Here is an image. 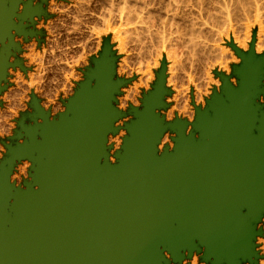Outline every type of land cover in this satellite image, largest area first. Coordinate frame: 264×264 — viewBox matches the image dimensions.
Returning <instances> with one entry per match:
<instances>
[{"label":"water","instance_id":"95a60500","mask_svg":"<svg viewBox=\"0 0 264 264\" xmlns=\"http://www.w3.org/2000/svg\"><path fill=\"white\" fill-rule=\"evenodd\" d=\"M13 1L0 0V84L7 68L18 66L9 62L12 47L20 49L12 30L28 40L14 22L26 14H17L19 0ZM110 54L105 48L94 60L95 69L65 104L67 116L50 121L33 97L35 110L27 116L35 125H26V117L19 121L15 140L24 142L7 146L0 161V264H162L168 263L164 251L181 261L183 252L191 256L202 248L211 264H232L234 256L235 264L251 261L255 245L249 241L260 234L252 223L264 214L260 84L252 79L234 88L223 78V94L212 97L209 109H196L199 139L177 120L169 126L177 133L174 152L165 148L158 156L168 128L157 113L166 107L162 70L111 164L107 135L121 116L113 101L127 82L114 81ZM210 116L219 126L208 123ZM257 123L263 126L253 136ZM24 159L32 162V181L16 188L10 176Z\"/></svg>","mask_w":264,"mask_h":264},{"label":"rangeland","instance_id":"374dc122","mask_svg":"<svg viewBox=\"0 0 264 264\" xmlns=\"http://www.w3.org/2000/svg\"><path fill=\"white\" fill-rule=\"evenodd\" d=\"M31 1H36V2H39V3H42L44 4V1H47V0H31ZM50 1V4L52 5V9H51V13H49L48 17L55 14L56 17L60 18V20L58 19V22L60 21V23L63 25L61 26L60 29L62 32L66 31L65 33L67 34V40H65V45L62 46L61 50L67 54V61H66V58L65 61L62 59L58 64L60 66H63V74H62V78H64L66 80V83L68 85L72 84L74 85L73 88L74 90H76L78 84L80 81H85L86 80V75L85 73L87 72L86 70L93 65V62H94V59H99L103 53V50L105 49V46H107V48L109 49L110 51V56L111 58L113 59L112 63H113V66H114V74H113V79L114 81H125L127 82L124 86H121L120 87V91L119 93L115 94V101H113V106L114 108L121 114V116L114 122L113 124V127L114 129L116 130L115 132H110L108 135H107V152H108V161L111 163V164H117L118 162V159L116 157V155L122 151V147L124 145V139L129 135L128 133V130L126 129V126L128 124H130L133 120H135V116H134V111L135 110H138V111H141L144 109V105H143V102H144V99L146 96H148L149 94H151L152 92H154V87H155V75L157 74V72H159V70H164L165 72V79H164V88L165 90L167 91V93L164 95V98H163V102L165 103L166 107L164 108H160L157 110V113L164 118V123L166 125H168V128L164 131L163 133V136L160 140V143L157 145V149H158V153L159 154H162L164 151H165V148H167L170 152H172L175 148V138L177 137V133L175 130H173L172 128H170L169 126L175 124L178 121H181V122H186V135H189L191 133H193L195 135V138L196 139H199V132L196 131L194 129V123L196 122V116H195V112H196V109L199 108L201 111H204L207 109V106L209 105L210 101L212 100V97L215 95V94H218V95H221L223 94V91H224V79H228L229 83L234 87V88H239V81L238 79L236 78V75H235V71L237 69H239L242 65H241V61L239 60L238 56L236 57V54L233 52V50H231L227 43L225 42V40L228 38V37H225V36H232L234 37V39L238 40V41H245L247 38L245 37L246 34H248V32H250V29H247V28H253L254 26V23L255 21L257 22V25L258 28H261L259 29V33L257 35V38L260 42H264V24L262 23V21L259 19H256L253 21L254 19V14L252 13L250 15V18H249V21L251 22H247L248 19H247V15L246 13L244 14L243 12H241L242 10L237 7H235V0H233L231 2V0L227 1V0H192V1H187V0H179V4H178V7L176 9V7H174L173 5H171V0H132V4L129 0V5L126 6L125 10L122 8V11L124 10V12L122 13V17L117 19V18H110L108 17V14L109 13H113V14H117V11H121V3L119 0H90L92 2H89V0H49ZM53 1V2H52ZM61 1V2H59ZM66 1V3H64ZM68 1V2H67ZM82 3H81V2ZM87 1V3H85ZM94 1V2H93ZM106 1H109V2H106ZM111 1V2H110ZM115 1V2H113ZM136 1V3H135ZM162 1L166 2L168 1V4L167 2L166 3H163ZM204 1V2H203ZM207 3H206V2ZM211 1H213L211 3ZM215 1V3H214ZM263 1V2H262ZM71 2V3H70ZM113 2V3H112ZM135 4H134V3ZM153 2V4H152ZM162 2V3H161ZM185 2V3H184ZM197 2H198V5H197ZM200 2V3H199ZM220 2V3H219ZM224 2V3H222ZM228 2V3H226ZM54 3V4H53ZM56 3V4H55ZM81 3V5H80ZM97 3V5H96ZM139 3V5H137ZM151 3V4H150ZM209 3V4H208ZM214 3V4H213ZM230 3V4H229ZM232 3V4H231ZM73 6H72V5ZM88 4V5H87ZM113 4V5H111ZM118 4V5H117ZM131 4V5H130ZM141 4V5H140ZM148 4V7L147 5ZM170 4V5H169ZM184 4V5H183ZM195 4V5H194ZM202 4V6H201ZM204 4V6H203ZM206 4V5H205ZM218 4L224 6L225 4H228V5H233V7L230 6V9L231 11V17H229V22L230 24L233 25H223V20L221 19L223 17V13L221 14L220 11L221 8L218 7ZM263 5L264 4V0H261V3H260V0H258V3H256V5ZM57 5V6H56ZM77 5V6H76ZM80 5V7L78 6ZM108 7H107V6ZM136 5V6H135ZM186 5V7H185ZM209 5V6H208ZM217 5V6H216ZM63 6V7H62ZM66 6V7H65ZM85 6V8H84ZM89 6V7H88ZM98 6V7H97ZM138 6V7H137ZM142 6V7H141ZM145 6V7H144ZM150 6V8H149ZM167 6V7H166ZM187 6H190L192 8V10H190L191 8L190 7H187ZM205 6H208V7H205ZM213 6H215V8H212ZM56 7V8H55ZM60 7V8H59ZM66 8L65 9H62V8ZM69 7V8H68ZM73 7V8H72ZM82 7V8H81ZM89 9H88V8ZM91 7V8H90ZM110 9L108 11V9ZM116 9H114V8ZM117 7V8H116ZM166 9H165V8ZM174 7V9H173ZM201 7V8H200ZM235 7V8H234ZM58 8V9H57ZM70 8H71V11H70ZM75 8V9H74ZM81 9L80 11L78 10ZM172 8V9H171ZM189 8V9H188ZM194 8V9H193ZM196 8H199V9H196ZM210 8V9H209ZM217 8V9H216ZM237 8V9H236ZM61 9V10H59ZM75 11H73V10ZM84 9V11L82 10ZM98 9V10H97ZM129 9H135L134 10V19L128 17L129 16ZM146 9V10H145ZM151 11H149V10ZM174 10L173 12L170 11V10ZM185 9L187 11H185ZM201 9V11H200ZM205 9H207V11H204ZM234 9V10H233ZM88 12H87V11ZM95 10V11H94ZM105 10V11H104ZM115 10V11H114ZM141 10V11H140ZM144 12H143V11ZM167 10V11H165ZM189 10V11H188ZM197 10V11H196ZM240 10V11H239ZM56 13H55V12ZM59 11V12H58ZM65 13H63V12ZM68 11H69V15L68 14ZM82 11V12H81ZM92 11V12H91ZM94 11V12H93ZM107 11V12H106ZM138 11V12H136ZM178 11V12H177ZM193 11V12H192ZM199 11V12H198ZM212 14H211V12ZM215 11V12H214ZM234 11V12H233ZM239 11V12H238ZM74 12V16H73V13ZM79 12V15L78 13ZM83 14H81V13ZM87 12V13H85ZM101 12V13H100ZM105 12V13H104ZM141 12V13H140ZM188 12V13H187ZM202 12V13H200ZM236 12L238 14H236ZM263 12V11H262ZM53 13V14H52ZM60 13V14H59ZM62 13V14H61ZM99 13V14H98ZM125 13V14H124ZM139 13V14H138ZM149 13V14H147ZM155 13V14H154ZM168 13V14H167ZM175 13H176V16H175ZM187 13V14H186ZM192 13V14H191ZM195 13V14H194ZM207 13V14H206ZM218 13V14H216ZM241 13V14H240ZM59 16H58V15ZM65 16H64V15ZM102 14V15H101ZM141 14V15H140ZM143 14V15H142ZM153 16H152V15ZM173 14V16H172ZM194 14V16H192ZM210 14V15H209ZM221 14V15H220ZM69 15V17H68ZM82 16L80 17L79 19V16ZM91 15V16H90ZM101 15L103 17H101L102 19H100L99 17L97 16ZM105 15H106V19H105ZM127 15V19L126 20V16ZM136 15V16H135ZM160 15L162 18L160 19ZM171 18H170V16ZM183 15V16H182ZM186 15V17H185ZM206 15L208 17H206ZM214 15V16H213ZM234 15V16H233ZM62 16V17H61ZM76 16V17H75ZM78 16V17H77ZM142 16V18H141ZM146 18H145V17ZM153 18H151V17ZM174 16H175V20H174ZM181 16V17H179ZM189 16V17H188ZM201 16V17H200ZM210 16V17H209ZM218 18H217V17ZM220 16V17H219ZM236 16L238 18H236ZM66 17V18H65ZM75 17V18H74ZM84 17V18H83ZM93 17V18H92ZM148 17V18H147ZM167 17V18H166ZM169 17V18H168ZM173 17V18H172ZM192 17V18H191ZM212 17V18H211ZM235 17V19H234ZM243 17V18H242ZM43 18V17H42ZM87 18V19H86ZM89 18V19H88ZM94 18L96 19V22L94 21ZM123 18V19H122ZM166 18V20H165ZM177 18L178 21H177ZM188 18H190L188 20ZM199 18V19H198ZM201 18V19H200ZM215 20H214V19ZM245 18V19H244ZM37 19V18H36ZM36 19L34 21V23H28L26 22L25 26H26V29H34L37 33V35L33 38L29 40H25L22 36H16V42L18 44V46L20 47L19 50L17 49H11V54H10V58H9V62L10 63H15V62H20L22 64V66H24L25 69L29 70L30 69V73L29 74V78L26 79L27 77L19 70L20 68L17 67V70H13L12 67L10 68L9 72H11V76L8 74L7 75V81L6 83H4L5 81H3L2 83L5 85L9 82V80L11 79H14L11 80V82H13V85L15 86V89L17 88V90L20 89V87H22V85H25V87L21 88L20 90L22 91H18V94L17 90H15L14 92L17 94L16 96V99L19 100L21 99L20 101H22L24 103V99H26V95H28V98L29 96L31 97L32 93L31 91H33V88L36 87V83L38 85V82H34L35 80H39L40 79V75H42V68L45 64V58L47 57L46 55L43 56L45 54V51H46V44L44 43L45 40H43V38H41L42 34L40 37H38V35L42 32L43 33V29H44V24H43V20L45 19H40L38 22L39 23H35L36 22ZM65 19V20H64ZM68 19V20H67ZM73 19V20H72ZM74 19H77V20H74ZM79 19V21H78ZM93 19V20H92ZM109 19V20H108ZM139 19V20H137ZM148 19V21L146 20ZM152 19V20H151ZM208 21H207V20ZM210 19V20H209ZM234 19V20H232ZM252 19V20H250ZM86 21H90V22H85ZM106 22H104V21ZM115 20V21H114ZM120 20V21H119ZM122 20V21H121ZM135 22H134V21ZM142 20V21H141ZM151 20V21H150ZM165 20V21H164ZM169 20V21H168ZM174 20V21H173ZM194 20V22H193ZM195 20H197L195 22ZM220 22V24L218 23V21ZM222 20V21H221ZM236 20V21H235ZM69 21V22H68ZM74 21L76 23H74ZM94 21V23H93ZM101 21V22H100ZM124 21H128L126 24L124 23ZM133 21V23H132ZM150 21V22H149ZM179 23L181 21V23H179L178 25L177 24H173V23ZM183 21V22H182ZM235 21V22H233ZM238 21V22H237ZM64 22V23H63ZM69 24H67V23ZM73 22V23H72ZM79 22V24H77ZM82 22V24H81ZM84 22V24H83ZM119 22V23H117ZM163 22V23H162ZM165 22V23H164ZM184 22H187L184 23ZM190 22V23H189ZM207 22V23H206ZM217 22V23H216ZM66 23V24H65ZM72 25H71V24ZM92 24V25H87V24ZM97 25H96V24ZM122 23V24H121ZM129 23V25H128ZM157 23V24H156ZM161 23V24H160ZM172 23V24H171ZM184 23V24H183ZM198 23V24H197ZM214 23V24H212ZM216 23V24H215ZM241 23V24H240ZM249 25H247V24ZM40 25V26H37V25ZM51 24V23H50ZM53 24V23H52ZM75 24L77 25H80L78 27L75 26ZM93 24H94V27L96 28H92L93 27ZM103 24V25H101ZM105 24H107L105 26ZM115 24V25H114ZM134 24V25H133ZM140 24V26H139ZM143 24V25H142ZM165 24V25H164ZM168 24V25H167ZM180 24H183V25H180ZM191 24V25H190ZM193 24V25H192ZM197 24V26L195 25ZM210 24V25H209ZM217 24H219L220 26H218ZM235 24V25H234ZM239 24V25H238ZM243 24V25H242ZM253 24V25H252ZM71 25V26H70ZM96 25V26H95ZM118 25V26H117ZM120 25V26H119ZM128 25V26H127ZM137 27H136V26ZM154 25V26H153ZM158 25V26H156ZM161 25V28L160 26ZM187 26L185 28V26ZM204 25V26H202ZM36 26V28H35ZM50 26V25H49ZM64 26H67V27H64ZM74 26V27H73ZM83 26V27H82ZM88 26H90L88 28ZM100 26H102L103 28H101ZM132 26V27H131ZM149 27V30H150V34L146 36V31L142 34L144 37H138V35H135L134 36L131 34L130 35V31L132 30H135V28H137L136 30L138 29H142L143 27ZM163 26V27H162ZM167 26V27H166ZM173 26V27H171ZM181 26V27H180ZM30 27V28H29ZM59 27V26H58ZM80 29L83 28V29ZM87 27V28H86ZM99 27V28H98ZM106 27V28H104ZM141 27V28H140ZM152 27V28H150ZM160 29H159V28ZM178 27V28H176ZM183 28V30H181ZM189 27H190V30H189ZM208 27V28H207ZM213 27V28H212ZM216 29H215V28ZM218 27V28H217ZM224 27V28H223ZM40 28V30H39ZM64 28V29H63ZM72 28V29H71ZM79 30V31H77ZM92 28V29H91ZM122 28V29H121ZM156 28V30H155ZM168 28V29H167ZM201 28H204L201 30ZM221 28V29H220ZM68 29H71L70 33L68 34L69 30ZM97 29V31L95 30ZM101 29V30H100ZM124 29V30H123ZM132 29V30H131ZM174 29V30H173ZM180 29V30H179ZM186 29V31L184 30ZM195 29V30H194ZM198 29L199 31L197 32ZM210 31H208V30ZM212 29V30H211ZM247 31H246V30ZM73 30V32H72ZM75 30V31H74ZM123 30V31H121ZM127 30V31H126ZM129 30V31H128ZM139 30V31H140ZM147 30V29H145ZM163 30V31H161ZM167 30V32H165ZM172 30V31H171ZM179 30V32H178ZM197 34H195L193 31ZM204 30V31H203ZM216 30V32H215ZM237 30L239 31V33L237 32ZM83 33H82V32ZM92 31V32H91ZM153 31V32H152ZM155 31V32H154ZM170 31V32H169ZM174 31V32H173ZM183 31V33L181 32ZM188 31V32H187ZM193 32V35L194 37L197 36V41H199L200 45L199 47L197 46V48L195 49V47L193 46L192 48V43L190 41L191 37H192V32ZM203 31V32H201ZM215 34H214V32ZM85 32V33H84ZM88 32V33H87ZM91 32V33H90ZM95 32V37L93 36L92 37V33ZM99 34H97V33ZM127 32V33H125ZM160 34H159V33ZM181 32V34H180ZM213 32V33H212ZM228 32V33H227ZM74 33V34H73ZM118 33V35H117ZM126 36H124L125 34ZM155 33V34H153ZM158 33V34H157ZM164 33V34H163ZM173 33V34H172ZM179 33V34H178ZM186 33V34H185ZM203 33V34H202ZM206 33V34H205ZM45 34V32H44ZM106 34V35H105ZM162 34V35H161ZM167 34V35H166ZM171 34V36H169ZM176 34V35H175ZM191 34V35H190ZM198 34L200 36H198ZM214 34V35H213ZM236 34V35H235ZM57 36H59V34H56ZM79 35V38L78 37H75V36H78ZM82 35V36H81ZM86 35H88L86 37ZM94 35V33H93ZM113 35H116L115 37ZM156 35V36H153ZM173 35V36H172ZM183 35L184 38H181ZM187 35V36H185ZM203 35V36H202ZM48 36V34H47ZM61 36V35H60ZM71 36H74V37H71ZM81 36V37H80ZM109 36V37H108ZM130 36H132L131 38H129ZM137 36V37H136ZM151 36V38L149 37ZM164 36V37H163ZM166 36V37H165ZM176 36H178L176 38ZM206 36V37H205ZM211 36H213L214 38H212ZM244 36V37H242ZM261 36V37H260ZM37 37V38H36ZM83 37V38H82ZM92 37V38H91ZM125 37V38H124ZM135 37V38H133ZM161 39H159V38ZM169 37V38H168ZM173 37V38H172ZM180 37V39H179ZM208 37V39H207ZM74 38V39H73ZM81 38V39H80ZM140 38H141V42H140ZM154 40H153V39ZM176 38V39H175ZM187 38L188 41H187ZM206 40H205V39ZM221 38V39H220ZM241 38V39H240ZM244 38V39H242ZM71 39V41H69ZM73 39V41H72ZM76 39V40H75ZM113 39V40H112ZM133 39V40H132ZM136 39V40H135ZM139 39V40H138ZM144 39V41L142 40ZM146 39H148V41H146ZM159 39V40H158ZM170 39V40H169ZM179 39V40H177ZM186 39V40H184ZM261 39V40H260ZM19 42H18V41ZM51 39H49V42H50ZM79 40H82V41H79ZM87 42H86V41ZM94 43H92L91 41ZM99 40V41H98ZM138 40V41H137ZM165 40V41H163ZM180 40H183L182 42ZM208 41V42H205V41ZM212 40V41H211ZM221 40V41H220ZM21 41V42H20ZM97 41V42H96ZM104 41V42H103ZM121 41V43H119ZM122 41H125V43L123 42V45H122ZM129 41V42H128ZM162 41V43H161ZM173 41V42H172ZM186 41V42H184ZM203 41V42H202ZM210 41V42H209ZM25 42V43H24ZM36 42V43H34ZM58 42V40L56 41V43ZM77 42V44H76ZM131 42V43H130ZM146 42V43H143ZM166 42V43H165ZM170 42V43H169ZM177 42V44H176ZM184 42V43H183ZM190 43V45L187 44ZM8 43V42H7ZM29 43V44H28ZM34 43V44H33ZM83 45H82V44ZM87 43V45L85 44ZM98 43V44H97ZM100 43V44H99ZM107 43V44H106ZM130 43V44H129ZM138 43V44H137ZM140 43V44H139ZM142 43V44H141ZM159 43V44H157ZM161 43V44H160ZM165 43V44H164ZM179 43V44H178ZM181 43L184 45H181ZM204 43V44H203ZM207 43V44H206ZM24 44L26 46H24ZM43 44V45H42ZM75 44V45H73ZM81 44V45H80ZM97 44V45H96ZM105 46H104V45ZM120 44V45H119ZM187 44V45H186ZM35 45V46H33ZM79 45V46H78ZM86 45V46H84ZM92 45V47H91ZM96 47H95V46ZM132 45V47H131ZM153 45V49L151 50V46ZM156 45V46H155ZM165 45V46H164ZM166 45L168 47H166ZM171 45V46H170ZM176 45V46H175ZM181 45V46H179ZM204 45H206L204 47ZM209 45V46H207ZM214 47H212V46ZM53 46V45H52ZM69 46V47H67ZM73 46V47H72ZM154 46H155V49H154ZM161 48L160 51H159V47ZM172 46H175L172 48ZM179 46L181 50H179ZM211 46V47H210ZM25 47H29V48H25ZM35 47V48H34ZM66 47V49L64 48ZM87 47L86 49L83 48ZM93 49H91V48ZM128 47V48H127ZM130 47V48H129ZM157 47V48H156ZM165 47V48H164ZM177 47V49H176ZM183 47V48H182ZM203 47V48H202ZM1 48H2V45L0 43V51H1ZM24 48V49H23ZM31 48V49H30ZM75 48L73 51H71V49ZM80 50H79V49ZM89 48V49H88ZM102 48V49H101ZM138 48V49H136ZM142 50H141V49ZM167 48H171L172 51L175 53L173 54H168V49ZM187 48V49H185ZM198 48H201L198 49ZM207 48V49H206ZM214 48V49H213ZM219 48L220 49H224L223 51V54L222 55L221 53H219ZM242 48V47H241ZM44 51H42V50ZM143 49H145L143 51ZM167 49V50H166ZM186 51H185V50ZM199 51H198V50ZM211 49V50H210ZM228 49V50H226ZM245 49V48H244ZM23 50V51H22ZM33 50V51H32ZM39 50V51H38ZM67 50V51H66ZM79 50V51H78ZM93 50V51H92ZM140 50V51H139ZM166 50V51H165ZM180 51V52H177V51ZM183 50V52H182ZM190 50V51H189ZM203 50V51H202ZM211 52H210V51ZM215 50V52L213 51ZM76 51V52H74ZM85 51V52H84ZM88 51H89V54H88ZM91 51V52H90ZM147 51V52H146ZM152 51V52H151ZM157 51V53H156ZM161 54H159L158 53ZM199 52L197 55V58H196V53ZM218 51V52H217ZM13 52V53H12ZM34 53V55L36 56L37 58V62L36 61H33V60H30V58H28L27 56H29L30 54ZM70 52V53H69ZM80 52L82 54H80ZM87 52V53H86ZM138 52V53H137ZM150 52V54H149ZM202 52V53H201ZM208 52V53H207ZM214 53L212 55V58H211V54L210 53ZM264 48L262 47L261 49V53L259 54L260 57L264 56ZM22 53V54H21ZM40 55H39V54ZM72 53V54H71ZM78 55H77V54ZM85 53V54H83ZM148 53V54H146ZM157 54L156 56H153L155 54ZM183 53V54H182ZM187 53V55L185 56V54ZM190 53V54H189ZM203 55H201V54ZM146 56H145V55ZM152 54V55H151ZM181 54V55H180ZM207 56H205V55ZM216 54V55H215ZM82 55V56H81ZM86 55V56H84ZM91 55V56H90ZM144 55V56H143ZM190 57H189V56ZM192 55H195L192 56ZM219 55L221 56L222 55V58L219 57ZM229 55V56H228ZM15 56V57H14ZM39 56H42V57H39ZM77 56V57H76ZM81 56V57H80ZM89 56V57H88ZM152 56V57H151ZM203 56L202 59H204V57H206L204 60L201 59V57ZM226 56V57H225ZM234 56V57H233ZM258 56V57H259ZM45 57V58H44ZM75 57V58H74ZM86 57V58H84ZM147 57L149 59H147ZM156 57V58H154ZM169 57V58H168ZM173 57V59H171ZM180 57V58H179ZM188 57V59H187ZM192 57V58H191ZM209 57V58H208ZM232 57V58H231ZM41 58V59H40ZM43 58V59H42ZM77 58V59H76ZM183 58V59H182ZM186 60H185V59ZM200 58V59H199ZM219 58V59H218ZM231 58V59H230ZM236 58V59H235ZM80 59V60H79ZM169 59V60H167ZM177 59V60H176ZM181 59V60H180ZM193 59H194V62H193ZM195 59L198 61V64L197 61L195 62ZM229 59V60H228ZM20 60V61H19ZM27 60V61H26ZM78 60V61H77ZM92 60V61H91ZM154 60L157 61V64ZM187 60L189 61V63L187 62ZM191 60H192V63H191ZM206 60V61H205ZM30 61V62H29ZM44 61V62H43ZM83 61V62H82ZM87 63H85V62ZM178 61V62H176ZM182 61V62H181ZM236 61V62H234ZM39 62H41L39 64ZM204 62V63H203ZM227 62V63H226ZM26 63V64H25ZM27 63H30V64H27ZM38 63V64H37ZM43 63V64H42ZM84 63V64H83ZM155 63V65H154ZM182 63V65H181ZM194 63V64H193ZM223 63H225L223 65ZM43 66H42V65ZM83 64V65H82ZM171 64V65H170ZM178 64V65H177ZM191 67H190V65ZM197 64V65H196ZM203 64V65H201ZM26 65V66H25ZM34 65V66H33ZM39 65V69L37 68V66ZM88 65H90L88 67ZM149 65V66H148ZM181 65V66H180ZM195 65V67H194ZM199 65V66H198ZM41 66V67H40ZM177 66H180L182 67V69L180 67L177 68ZM196 66H197V70L196 69ZM203 66V68H202ZM88 67V68H87ZM153 67V68H152ZM156 67V68H155ZM161 67V68H160ZM176 67V68H175ZM201 67V69H200ZM34 68V69H33ZM144 70V69H148V70H144L141 72V69ZM195 68V69H194ZM33 69V70H32ZM82 69V70H81ZM140 71H139V70ZM153 69V70H152ZM172 69H176V71L174 70L172 72ZM216 69V70H215ZM235 69V71H234ZM137 70V71H136ZM13 71V72H12ZM19 71V72H18ZM41 71V72H40ZM139 71V72H138ZM169 71V72H168ZM219 71V72H218ZM234 71V72H233ZM8 72V73H9ZM38 72V73H37ZM147 72V73H146ZM155 72V73H154ZM13 73V74H12ZM139 73V74H138ZM217 73H219L220 76L217 75ZM18 74L19 77H18ZM33 74H37V75H33ZM33 75V76H32ZM151 75V77L149 76ZM153 75V76H152ZM168 75V76H167ZM22 76V77H21ZM78 76V78L76 77ZM84 76V77H83ZM174 76V77H173ZM14 77V78H13ZM20 78L19 79H17ZM32 77V78H31ZM76 77V78H75ZM140 77V78H139ZM147 77L149 79H147ZM173 77V78H172ZM73 78V79H72ZM80 78V79H79ZM126 78V79H125ZM224 78V79H223ZM17 79V80H15ZM35 79V80H34ZM45 79H47V75L45 77ZM169 79V80H168ZM26 80V81H25ZM33 80V81H32ZM57 80V78L55 79ZM53 81V82H57V81ZM222 80V81H221ZM231 80V81H230ZM21 81V82H20ZM32 81V82H31ZM75 81H78V82H75ZM146 83H145V82ZM27 83V84H24ZM171 82V83H169ZM20 85H19V84ZM32 83V84H31ZM16 84V85H15ZM151 84V85H150ZM200 85V86H199ZM33 86V88H32ZM55 86V90H57V88L59 89L58 91H56V94L54 96L55 99H48V98H37L42 104V108L46 111L47 108H45V106H47V103L44 104L45 102H48V101H51L53 102L52 106L55 107V106H62V101L64 100H67L66 98L65 99H62L63 98V93L65 91H60L62 90V87H58V85H54ZM169 86V87H168ZM28 88L27 91H25L24 89ZM168 88V89H167ZM196 88V89H195ZM200 90H199V89ZM214 88V89H213ZM23 89V90H22ZM32 89V90H31ZM173 90V91H172ZM25 91V92H24ZM30 91V92H29ZM13 92V93H14ZM58 92V93H57ZM134 92V94L132 93ZM20 93V95H19ZM181 93V94H179ZM194 93V94H192ZM9 94V93H8ZM6 94L5 95V99L7 100H11L9 98H6L8 97L9 95ZM22 94V96H21ZM26 94V95H25ZM130 94V95H129ZM179 94V95H178ZM19 95V96H18ZM25 95V96H24ZM180 95H182L180 97ZM194 95V96H193ZM200 96V97H199ZM262 96V94H260L259 98L256 100L257 104H259L260 106H263L264 105V101L261 102L262 99H260V97ZM131 97V98H130ZM199 97V98H198ZM119 98V100H118ZM128 98V100H126ZM185 98V99H184ZM193 98L196 100L193 102ZM210 98V99H209ZM182 100L181 101V104L184 105V107L186 108V111L185 113H180L179 112V100ZM198 99V100H197ZM186 100V101H185ZM18 101V105L21 106L22 102ZM29 101V100H28ZM27 101V102H28ZM44 101V102H43ZM129 101V103H128ZM10 102V101H9ZM126 102V103H125ZM185 102V103H183ZM12 104L11 103H8V101L5 102L4 107L2 108H5V110L2 111V108L0 106V113L2 115H0V118L1 116L4 117V114L6 117L5 121H4V118H1L3 120L0 119V134L3 135V136H0V146H4L5 144H8L9 143V137L12 135L13 133V129L15 128V121L18 120L22 114H32V112H30L29 108L27 106H23L22 108H19V106H13V107H7V104ZM138 103V104H136ZM45 105V106H44ZM133 105V106H132ZM198 105V106H197ZM201 105V106H200ZM44 106V107H43ZM137 106V107H136ZM17 107V108H16ZM178 107V108H177ZM27 108V109H26ZM59 108V107H58ZM16 112H15V110ZM21 109V110H20ZM8 110V111H7ZM5 111V112H4ZM25 111V112H24ZM22 112V113H21ZM179 112V113H178ZM10 113V114H9ZM13 113V114H12ZM170 113V114H169ZM10 117H8L9 115ZM16 114V115H15ZM13 117H12V116ZM15 115V116H14ZM19 116V117H18ZM171 116V117H169ZM179 116V117H178ZM55 117V114H51V119H53ZM9 118V119H8ZM180 118V119H179ZM169 120V121H168ZM41 121V120H39ZM6 122V123H4ZM10 122V123H9ZM192 122V123H191ZM28 123V124H27ZM2 124V125H1ZM4 124V125H3ZM29 124H32V121L27 118L26 119V125H29ZM11 125L13 128L11 130V135L10 136H7L6 132L7 131V128L8 126ZM4 126V127H3ZM7 126V127H6ZM189 126V127H188ZM3 128V129H2ZM6 128V129H5ZM2 131V132H1ZM6 131V132H5ZM167 131V132H166ZM6 134V135H5ZM111 135V136H110ZM113 135V136H112ZM118 135H120L118 137ZM167 135V137H166ZM3 137V138H1ZM112 138V139H111ZM117 139V140H116ZM123 139V141H122ZM164 140V141H163ZM24 142V139H19V140H15V143H23ZM162 144V145H161ZM160 145V146H159ZM171 145V146H170ZM0 147V148H1ZM120 147V148H119ZM161 148V149H160ZM4 152L5 150L2 149ZM1 150V156H0V160H3L6 156H7V153L4 154V152ZM115 151V152H114ZM111 152V153H110ZM113 154V155H112ZM26 160V161H25ZM113 161V162H112ZM22 162V163H21ZM24 162V163H23ZM30 161L27 160V159H24V160H21V161H16V164L14 165L13 167V170H12V174L10 176V180L12 181L11 183L15 185L16 188H22V189H25V183L26 182H31L32 181V178H31V173H33V171L31 170V165H30ZM22 165V166H21ZM30 166V167H29ZM15 171V172H14ZM16 174V175H15ZM15 175V177H14ZM13 176V177H12ZM24 176V177H23ZM28 177V178H27ZM15 178V179H14ZM26 178V179H25ZM16 180V181H14ZM20 182H19V181ZM22 181V182H21ZM257 228V232H260V234L257 235V240L255 242V245H256V249H257V253H258V258L260 259V262L258 264H264V214L262 215L261 219L256 223V226ZM260 240V241H259ZM260 244V245H259ZM258 245V246H257ZM204 252H205V248H202V251L201 252H197V251H194L192 253L191 256H189V252L188 251H185L183 252V259L181 261H176L172 258L171 254L168 253L167 251H164V256L165 258L168 260V263H165V262H162V264H192L193 261H195V263L193 262V264H211V262H206L203 260V256H204ZM167 254V255H166ZM194 256H196V258H194ZM184 261V262H183ZM242 264H250V262L248 260H245L242 262ZM257 264V263H255Z\"/></svg>","mask_w":264,"mask_h":264},{"label":"bare ground","instance_id":"6f19581e","mask_svg":"<svg viewBox=\"0 0 264 264\" xmlns=\"http://www.w3.org/2000/svg\"><path fill=\"white\" fill-rule=\"evenodd\" d=\"M20 1V2H19ZM18 1V5L16 6V12H17V14H26L23 18H25L24 20L23 19H19V18H14V22H15V25L16 26H19V30L20 31H22V33L23 34H25L26 33V37H28V40L30 41V39L31 38H33V37H35V35H36V31L34 30V29H26V26H25V24H26V22H28V23H33L34 21H35V19H36V24L37 23H39L38 21L40 20V19H44L43 20V24H44V29H43V33L41 32L39 35H38V37H40L41 36V34H42V36H41V38H43V40H45V38H46V40H45V44H46V51H45V54L43 55V56H47L46 58H45V65L43 66L42 64V66L43 67H41L42 68V75H40V79L39 80H35L34 82H38V85H37V83H36V87L35 88H33V86H32V88H33V91H31V93H32V95H31V97L29 96V98H28V95H26V99H24L25 101H24V103L22 102V101H20L21 99H19V100H17L16 99V96H17V94H18V91H21L20 89L24 86L25 87V85H22V87H20V89L19 90H17V88L15 89V86L13 85V82H11V80H13L14 81V79H11V80H9V82L7 83V84H3L2 82H1V84H0V87L3 89L4 88V90H1V93H0V106H1V108L2 107H4V105L3 104H5V102L6 101H8V103H11L12 102V104H7V107H13V106H19L18 105V101H20V102H22V104H21V106H19L18 107V109L19 108H22L23 106H27L30 110V112H32V113H34V108L32 107V102H33V97H35L36 99L37 98H43V99H45V98H48V99H55L54 98V96H55V94H56V91H58L59 89L57 88V90H55V86L54 85H58V87H62V90H60L61 92L62 91H65L64 93H63V98L62 99H67V100H64V101H62V106H55V107H53L52 105V103L53 102H51V101H48V102H45L44 104H46L47 103V106H45V108H47L46 109V111H49L51 114H55V118L57 119V120H59L61 117L59 116L60 114H62V113H64L63 114V116H67V113H68V110H67V107L65 106V104L67 103L68 104V100H70L71 98H73V96H75V94H76V90L77 89H79L80 88V83L82 82V81H80L79 82V84H78V86H77V88H76V90H74V88H73V86L74 85H72V84H70V85H68L67 83H66V80L64 79V78H62V74H63V66H60L58 63L63 59L64 61H65V59L64 58H66L67 57V52L66 53H64L62 50H61V48H62V46L63 45H65V40H67L68 38H67V34L65 33L66 31H64V32H62L60 29H62V28H60L61 26H63L61 23H60V21L58 22V19L60 20V18H58V17H56L55 16V14H53V15H51V16H49V17H47L48 15H49V13H51L52 11H51V9H52V5L50 4V1L49 0H47V1H44V4H42V3H39V2H36V1H31V0H19ZM61 1H63V0H61ZM61 1H59V2H61ZM75 1V0H74ZM78 1V0H77ZM83 1V0H82ZM97 1V0H96ZM116 1V0H115ZM115 1H113V2H115ZM120 1V3H121V11H117V14L115 13V14H113V13H109L108 14V17H112L113 19L114 18H117V19H119V18H121L122 17V13L124 12V10H125V8H126V6H128L129 4V0H119ZM132 0H130V2H131ZM139 1V0H138ZM143 1V0H142ZM149 1H151V0H149ZM188 1V0H187ZM189 1H192V0H189ZM194 1V0H193ZM200 1V0H199ZM208 1V0H207ZM210 1V0H209ZM216 1V0H215ZM215 1H214V3H215ZM218 1V0H217ZM220 1V0H219ZM227 1H229V0H227ZM233 0H231V2H232ZM4 2H6V5L7 6H9L10 5V3L11 2H14L13 0H4ZM53 2V1H52ZM68 2V1H67ZM81 2V1H80ZM89 2H92V1H90L89 0ZM94 2V1H93ZM106 2H109V1H106ZM111 2V1H110ZM112 2V3H113ZM163 3H166L167 2V4H168V1H166V2H164V1H162ZM161 2V3H162ZM180 2H181V0H180ZM179 2V0H171V5L170 6H174V7H176V9H177V7H178V4L180 3ZM195 2V1H194ZM204 2V1H203ZM206 2V1H205ZM213 1H211V3H212ZM263 2V1H262ZM64 3H66V1L64 2ZM71 3V2H70ZM82 3V2H81ZM81 3H80V5H81ZM85 3H87V1L85 2ZM134 3V2H133ZM135 3H136V1H135ZM134 3V4H135ZM185 3V2H184ZM200 3V2H199ZM207 3V2H206ZM213 3V4H214ZM220 3V2H219ZM222 3H224V2H222ZM226 3H228V2H226ZM233 3V2H232ZM231 3V4H232ZM256 3H258V0H235V7H237L238 9L240 8L242 11L241 12H243L244 14L246 13V17H247V19H248V21L247 22H251V21H249V18H250V15L253 13H255L254 14V19H253V21L256 19V17H257V19L259 18L261 21H262V23L264 24V4L261 6L260 4L259 5H256ZM260 3H261V0H260ZM54 4V3H53ZM56 4V3H55ZM131 4H132V2H131ZM130 4V5H131ZM151 4V3H150ZM152 4H153V2H152ZM209 4V3H208ZM216 4V3H215ZM230 4V3H229ZM72 5V4H71ZM74 5V4H73ZM72 5V6H73ZM80 5H78L79 7H80ZM88 5V4H87ZM96 5H97V3H96ZM111 5H113V4H111ZM118 5V4H117ZM137 5H139V3L137 4ZM141 5V4H140ZM147 5V7H148V4H146ZM180 5V4H179ZM184 5V4H183ZM195 5V4H194ZM197 5H198V2H197ZM206 5V4H205ZM57 6V5H56ZM77 6V5H76ZM107 6V5H106ZM136 6V5H135ZM199 6V5H198ZM201 6H202V4H201ZM203 6H204V4H203ZM209 6V5H208ZM208 6H205V7H208ZM217 6V5H216ZM230 6L231 7H233V5H228V4H225L224 6H222V5H220V4H218V7L219 8H221V10L222 11H220L221 12V14L223 13V17L221 18L222 20H223V25H226V26H228L229 24H230V22H232V21H230L229 22V17H231V10L230 9H232V8H230ZM63 7V6H62ZM61 7V8H62ZM66 7V6H65ZM89 7V6H88ZM87 7V8H88ZM98 7V6H97ZM108 7V6H107ZM106 7V8H107ZM138 7V6H137ZM142 7V6H141ZM145 7V6H144ZM167 7V6H166ZM174 7H173V9H174ZM180 7H181V5H180ZM185 7H186V5H185ZM187 7H190V6H187ZM234 7V8H235ZM56 8V7H55ZM60 8V7H59ZM69 8V7H68ZM73 8V7H72ZM82 8V7H81ZM84 8H85V6H84ZM91 8V7H90ZM114 8V7H113ZM117 8V7H116ZM122 8L124 9L123 11H122ZM149 8H150V6H149ZM165 8V7H164ZM191 8V7H190ZM201 8V7H200ZM212 8H215V6H213ZM236 8V9H237ZM58 9V8H57ZM62 9H65L66 10V8H62ZM75 9V8H74ZM89 9V8H88ZM108 9V8H107ZM115 9V8H114ZM166 9V8H165ZM172 9V8H171ZM189 9V8H188ZM194 9V8H193ZM196 9H199V8H196ZM210 9V8H209ZM217 9V8H216ZM59 10H61V9H59ZM73 10V9H72ZM78 10L80 11L81 9H79L78 8ZM83 11H84V9H82ZM98 10V9H97ZM110 9H108V11H109ZM116 10V9H115ZM114 10V11H115ZM135 10V9H134ZM134 10L133 9H129L128 11H129V16L128 17H130V18H132V19H134L135 17H134ZM146 10V9H145ZM149 10V9H148ZM170 10V9H169ZM190 10H192V8L190 9ZM234 10V9H233ZM70 11H71V8H70ZM74 11V10H73ZM87 11V10H86ZM95 11V10H94ZM93 11V12H94ZM105 11V10H104ZM141 11V10H140ZM143 11V10H142ZM150 11V10H149ZM165 11H167V10H165ZM170 11H172V10H170ZM174 11V10H173ZM172 11V12H173ZM185 11H187L186 9H185ZM189 11V10H188ZM197 11V10H196ZM200 11H201V9H200ZM204 11H207V9H205ZM240 11V10H239ZM238 11V12H239ZM263 11V12H262ZM55 12V11H54ZM59 12V11H58ZM63 12V11H62ZM75 12V11H74ZM74 12H72L73 13V16H74ZM82 12V11H81ZM80 12V13H81ZM88 12V11H87ZM87 12H85V13H87ZM92 12V11H91ZM107 12V11H106ZM110 12V11H109ZM136 12H138V11H136ZM144 12V11H143ZM151 12V11H150ZM178 12V11H177ZM193 12V11H192ZM199 12V11H198ZM211 12V11H210ZM215 12V11H214ZM234 12V11H233ZM56 13V12H55ZM64 13V12H63ZM66 13V12H65ZM64 13V14H65ZM78 13V15H79V12H77ZM101 13V12H100ZM105 13V12H104ZM141 13V12H140ZM188 13V12H187ZM186 13V14H187ZM200 13H202V12H200ZM60 14V13H59ZM62 14V13H61ZM63 14V15H64ZM68 14H69V11H68ZM82 14V13H81ZM99 14V13H98ZM125 14V13H124ZM139 14V13H138ZM147 14H149V13H147ZM155 14V13H154ZM168 14V13H167ZM192 14V13H191ZM195 14V13H194ZM194 14L192 15V16H194ZM207 14V13H206ZM211 14H212V12H211ZM216 14H218V13H216ZM220 14V15H221ZM236 14H238L237 12H236ZM241 14V13H240ZM58 15V14H57ZM69 15H71V14H69ZM69 15H68V17H69ZM83 15V14H82ZM102 15V14H101ZM101 15H99V16H97V17H99L100 19H102L101 17H103V16H101ZM141 15V14H140ZM143 15V14H142ZM152 15V14H151ZM210 15V14H209ZM59 16V15H58ZM65 16V15H64ZM72 16V15H71ZM91 16V15H90ZM126 16V20H128L127 19V15H125ZM136 16V15H135ZM153 16V15H152ZM158 16H160V15H158ZM170 16V15H169ZM172 16H173V14H172ZM175 16H176V13H175ZM175 16H174V20H175ZM183 16V15H182ZM214 16V15H213ZM234 16V15H233ZM43 17V18H42ZM62 17V16H61ZM76 17V16H75ZM74 17V18H75ZM78 17V16H77ZM80 17H82L81 15L79 16V19H80ZM134 17V18H133ZM145 17V16H144ZM151 17V16H150ZM179 17H181V16H179ZM185 17H186V15H185ZM189 17V16H188ZM201 17V16H200ZM206 17H208L207 15H206ZM210 17V16H209ZM217 17V16H216ZM220 17V16H219ZM40 18V19H39ZM66 18V17H65ZM84 18V17H83ZM93 18V17H92ZM141 18H142V16H141ZM146 18V17H145ZM148 18V17H147ZM151 18H153V17H151ZM162 17L160 16V19H161ZM167 18V17H166ZM166 18H165V20H166ZM169 18V17H168ZM170 18H171V16H170ZM173 18V17H172ZM192 18V17H191ZM212 18V17H211ZM218 18V17H217ZM232 18V17H231ZM236 18H238L237 16H236ZM243 18V17H242ZM79 19H78V21H79ZM87 19V18H86ZM89 19V18H88ZM97 19V18H96ZM96 19L94 18V21L96 22ZM105 19H106V15H105ZM123 19V18H122ZM136 19V18H135ZM163 19V18H162ZM178 19L179 18H177V21H178ZM190 18H188V20H189ZM199 19V18H198ZM201 19V18H200ZM214 19V18H213ZM216 19V18H215ZM214 19V20H215ZM234 19H235V17H234ZM234 19H232V20H234ZM245 19V18H244ZM258 19V20H259ZM33 20V22H31ZM65 20V19H64ZM68 20V19H67ZM73 20V19H72ZM74 20H77V19H74ZM93 20V19H92ZM107 20V19H106ZM109 20V19H108ZM137 20H139V19H137ZM146 20V19H145ZM152 20V19H151ZM150 20V21H151ZM164 20V21H165ZM173 20V21H174ZM207 20V19H206ZM210 20V19H209ZM221 20V21H222ZM250 20H252V19H250ZM94 21H93V23H94ZM104 21V20H103ZM115 21V20H114ZM120 21V20H119ZM122 21V20H121ZM134 21V20H133ZM133 21H132V23H133ZM142 21V20H141ZM146 21H148V19L146 20ZM149 21V22H150ZM169 21V20H168ZM176 21V22H177ZM190 21V20H189ZM197 20H195V22H196ZM208 21V20H207ZM218 21V23L220 24V22H219V20H217ZM236 21V20H235ZM235 21H233V22H235ZM69 22V21H68ZM80 22V21H79ZM79 22L77 23V24H79ZM85 22H90V21H86L85 20ZM101 22V21H100ZM104 22H106V21H104ZM126 21H124V23H125ZM128 22V21H127ZM126 22V23H127ZM135 22V21H134ZM183 22V21H182ZM193 22H194V20H193ZM238 22V21H237ZM51 23V24H50ZM53 23V24H52ZM64 23V22H63ZM67 23V22H66ZM65 23V24H66ZM73 23V22H72ZM74 23H76L75 21H74ZM117 23H119V22H117ZM125 23V24H126ZM163 23V22H162ZM165 23V22H164ZM179 23H181V21L179 22ZM178 22L177 23H173V24H179ZM184 23H186L187 24V22H184ZM183 23V24H184ZM190 23V22H189ZM207 23V22H206ZM217 23V22H216ZM215 23V24H216ZM252 23V22H251ZM68 24V23H67ZM71 24V23H70ZM77 24H75V26L77 25ZM81 24H82V22H81ZM83 24H84V22H83ZM85 24H87V23H85ZM96 24V23H95ZM122 24V23H121ZM157 24V23H156ZM161 24V23H160ZM172 24V23H171ZM183 24H180V25H183ZM198 24V23H197ZM197 24L195 25V26H197ZM212 24H214V23H212ZM219 24H217L218 26H220ZM241 24V23H240ZM247 24V23H246ZM50 25V26H49ZM69 25V24H68ZM72 25V24H71ZM70 25V26H71ZM87 25H92V24H87ZM97 25V24H96ZM95 25V26H96ZM101 25H103V24H101ZM107 24H105V26H106ZM115 25V24H114ZM128 25H129V23H128ZM127 25V26H128ZM134 25V24H133ZM143 25V24H142ZM165 25V24H164ZM168 25V24H167ZM188 25V24H187ZM191 25V24H190ZM193 25V24H192ZM210 25V24H209ZM230 25H232V24H230ZM229 25V26H230ZM235 25V24H234ZM239 25V24H238ZM243 25V24H242ZM248 25V24H247ZM253 25V24H252ZM37 26H40L39 24L37 25ZM59 26V27H58ZM78 26H80V25H77L76 27H78ZM118 26V25H117ZM120 26V25H119ZM136 26V25H135ZM138 26V25H137ZM136 26V27H137ZM139 26H140V24H139ZM154 26V25H153ZM156 26H158V25H156ZM160 26V28H161V25H159ZM179 26V25H178ZM185 26V25H184ZM199 26V25H198ZM197 26V27H198ZM202 26H204V25H202ZM249 26V25H248ZM258 26L259 25H257V22L255 21V23H254V26H253V28H247V29H250V32H248V34H246L245 35V37L247 38L245 41H238V40H236V39H234V37H232V36H225V37H228L226 40H225V42L227 43V45H228V47L231 49V50H233V52L236 54V57L238 56V58H239V60L241 61V69H237L236 71H235V69H234V71H235V75H236V78L238 79V81L239 82H241V83H245V82H248V81H251L252 79H253V81H254V83L257 85V83L258 84H260V86H261V88H262V96L260 97V99H262L261 100V102L262 101H264V56H262V57H260L259 56V54L261 53V49H262V47L264 48V42H260L258 39V37H257V35H258V33H259V29H261V28H258ZM64 27H67V26H64ZM74 27V26H73ZM83 27V26H82ZM90 26H88V28H89ZM97 27V26H96ZM96 27H94V24H93V27L92 28H96ZM101 28H103L102 26H100ZM132 27V26H131ZM163 27V26H162ZM167 27V26H166ZM171 27H173V26H171ZM181 27V26H180ZM187 26H185V28H186ZM200 27V26H199ZM232 27H233V25H232ZM30 28V27H29ZM35 28H36V26H35ZM58 28H60V29H58ZM87 28V27H86ZM91 28V29H92ZM99 28V27H98ZM104 28H106V27H104ZM141 28V27H140ZM150 28H152V27H150ZM159 28V27H158ZM159 28V29H160ZM176 28H178V27H176ZM183 28L184 27H182V29L181 30H183ZM208 28V27H207ZM213 28V27H212ZM215 28V27H214ZM218 28V27H217ZM224 28V27H223ZM64 29V28H63ZM72 29V28H71ZM71 29H68L69 30V32H68V34L70 33V31H71ZM76 29V28H75ZM78 29V28H77ZM76 29V30H77ZM79 29H80V27H79ZM81 29H83V28H81ZM80 29V30H81ZM90 29V28H89ZM122 29V28H121ZM137 28H135V30H132V31H130V35L132 34L133 36H134V34L135 35H138V37H144L142 34L146 31V36L147 35H149L151 32H150V30H149V27L147 28L146 26L145 27H143L141 30L140 29H138V30H136ZM145 29H147V30H145ZM153 29V28H152ZM168 29V28H167ZM202 29H204V28H201V30ZM216 29V28H215ZM221 29V28H220ZM39 30H40V28H39ZM96 31H97V29H95ZM101 30V29H100ZM124 30V29H123ZM123 30H121V31H123ZM140 30V31H139ZM155 30H156V28H155ZM174 30V29H173ZM180 30V29H179ZM179 30H178V32H179ZM185 31H186V29H184ZM189 30H190V27H189ZM195 30V29H194ZM197 30V32L199 31L198 29H196ZM208 30V29H207ZM212 30V29H211ZM246 30V29H245ZM264 30V29H263ZM75 31V30H74ZM77 31H79V30H77ZM127 31V30H126ZM129 31V30H128ZM161 31H163V30H161ZM172 31V30H171ZM193 31V30H192ZM191 31V32H192ZM204 31V30H203ZM203 31H201V32H203ZM209 31V30H208ZM247 31V30H246ZM44 32H45V34H44ZM72 32H73V30H72ZM82 32V31H81ZM92 32V31H91ZM90 32V33H91ZM124 32V31H123ZM153 32V31H152ZM155 32V31H154ZM165 32H167V30L165 31ZM170 32V31H169ZM174 32V31H173ZM182 33H183V31H181ZM181 32H180V34H181ZM188 32V31H187ZM194 32V31H193ZM193 32H192V37H191V39H190V41H191V45H192V48H193V46L195 47V49L197 48V46L199 47V45H200V43H199V41H197V36H195L194 37V35L195 34H197V33H195L194 35H193ZM210 32V31H209ZM214 32V31H213ZM212 32V33H213ZM215 32H216V30H215ZM215 32H214V34H215ZM237 32L239 33V31L237 30ZM83 33V32H82ZM85 33V32H84ZM88 33V32H87ZM93 33H94V35H93ZM91 35H92V37L94 36L95 37V32H93ZM97 33V32H96ZM125 33H127V32H125ZM124 33V34H125ZM159 33V32H158ZM157 33V34H158ZM228 33V32H227ZM22 34V35H23ZM47 34H48V36H47ZM56 34H59V36H57ZM71 34V33H70ZM74 34V33H73ZM97 34H99V33H97ZM153 34H155V33H153ZM160 34V33H159ZM164 34V33H163ZM173 34V33H172ZM179 34V33H178ZM186 34V33H185ZM203 34V33H202ZM206 34V33H205ZM213 34V35H214ZM12 35H14V41L16 40V36H21V35H19V33H17L16 31H14V29L12 30ZM61 35V36H60ZM106 35V34H105ZM117 35H118V33H117ZM151 35V34H150ZM162 35V34H161ZM167 35V34H166ZM176 35V34H175ZM191 35V34H190ZM201 35V34H200ZM199 34H198V36H200ZM236 35V34H235ZM82 36V35H81ZM80 36V37H81ZM88 35H86V37H87ZM114 37L116 36V35H113ZM124 36H126V34L124 35ZM153 36V35H152ZM154 36H156V35H154ZM153 36V37H154ZM169 36H171V34L169 35ZM173 36V35H172ZM185 36H187V35H185ZM203 36V35H202ZM5 37H7L5 40H6V43H7V41H8V39H9V37H8V35L6 34V36ZM24 39H25V37L24 36H22ZM71 37H74V36H71ZM75 37H78L79 38V35L78 36H75ZM91 37V38H92ZM109 37V36H108ZM117 37V36H116ZM132 36H130L129 38H131ZM137 37V36H136ZM150 38H151V36H149ZM164 37V36H163ZM166 37V36H165ZM178 36H176V38H177ZM206 37V36H205ZM212 38H214L213 36H211ZM242 37H244V36H242ZM261 37V36H260ZM264 37V36H263ZM37 38V37H36ZM83 38V37H82ZM125 38V37H124ZM133 38H135V37H133ZM141 38H140V42H141ZM159 38V37H158ZM169 38V37H168ZM173 38V37H172ZM175 38V39H176ZM181 38H184L183 37V35H182V37ZM258 38V39H257ZM49 39H51L50 40V42H49ZM74 39V38H73ZM73 39H72V41H73ZM81 39V38H80ZM153 39V38H152ZM159 39H161V38H159ZM158 39V40H159ZM179 39H180V37H179ZM179 39H177V40H179ZM188 39L189 38H187V41H188ZM205 39V38H204ZM207 39H208V37H207ZM221 39V38H220ZM241 39V38H240ZM242 39H244V38H242ZM58 40V42L56 43V41ZM76 40V39H75ZM113 40V39H112ZM133 40V39H132ZM136 40V39H135ZM139 40V39H138ZM137 40V41H138ZM143 41H144V39H142ZM154 40V39H153ZM170 40V39H169ZM184 40H186V39H184ZM206 40V39H205ZM204 40V41H205ZM261 40V39H260ZM18 41V40H17ZM69 41H71V39L69 40ZM79 41H82V40H79ZM86 41V40H85ZM91 41V40H90ZM99 41V40H98ZM146 41H148V39H146ZM163 41H165V40H163ZM181 42L183 41V40H180ZM212 41V40H211ZM221 41V40H220ZM16 42V41H15ZM19 42V41H18ZM21 42V41H20ZM87 42V41H86ZM92 42V41H91ZM97 42V41H96ZM104 42V41H103ZM123 42L125 43V41H122V45H123ZM129 42V41H128ZM173 42V41H172ZM184 42H186V41H184ZM183 42V43H184ZM203 42V41H202ZM205 42H208V41H205ZM210 42V41H209ZM17 43V42H16ZM25 43V42H24ZM34 43H36V42H34ZM33 43V44H34ZM93 43V42H92ZM119 43H121V41L119 42ZM131 43V42H130ZM129 43V44H130ZM143 43V42H142ZM141 43V44H142ZM144 43H146V42H144ZM143 43V44H144ZM161 43H162V41H161ZM160 43V44H161ZM166 43V42H165ZM164 43V44H165ZM170 43V42H169ZM29 44V43H28ZM76 44H77V42H76ZM82 44V43H81ZM80 44V45H81ZM86 45H87V43H85ZM94 44V43H93ZM98 44V43H97ZM96 44V45H97ZM100 44V43H99ZM107 44V43H106ZM138 44V43H137ZM140 44V43H139ZM157 44H159V43H157ZM176 44H177V42H176ZM179 44V43H178ZM187 44H188V42H187ZM186 44V45H187ZM204 44V43H203ZM207 44V43H206ZM43 45V44H42ZM53 45V46H52ZM73 45H75V44H73ZM83 45V44H82ZM86 45H84V46H86ZM104 45V44H103ZM120 45V44H119ZM181 45H183L182 43H181ZM181 45H179V46H181ZM185 45V44H184ZM183 45V46H184ZM188 45H190V43L188 44ZM190 45V46H191ZM24 46H26L25 44H24ZM33 46H35V45H33ZM79 46V45H78ZM95 46V45H94ZM105 46V45H104ZM156 46V45H155ZM155 46H154V49H155ZM165 46V45H164ZM171 46V45H170ZM176 46V45H175ZM175 46H172V48L173 47H175ZM179 46H177V47H179ZM206 45H204V47H205ZM207 46H209V45H207ZM212 46V45H211ZM210 46V47H211ZM67 47H69V46H67ZM73 47V46H72ZM91 47H92V45H91ZM90 47V48H91ZM96 47V46H95ZM131 47H132V45H131ZM153 47V45L151 46V50L153 49L152 48ZM159 47V46H158ZM161 47V46H160ZM159 47V51H160V48ZM166 47H168L167 45H166ZM177 47H176V49H177ZM212 47H214V46H212ZM242 47V48H241ZM15 48V47H14ZM13 47H12V50L14 49ZM25 48H29V47H25ZM35 48V47H34ZM65 49H66V47H64ZM83 48V47H82ZM85 48V47H84ZM83 48V49H84ZM87 48V47H86ZM85 48V49H86ZM105 48H107V46H105ZM128 48V47H127ZM130 48V47H129ZM157 48V47H156ZM165 48V47H164ZM183 48V47H182ZM203 48V47H202ZM245 48V49H244ZM24 49V48H23ZM31 49V48H30ZM75 48H73V49H71V51H73ZM79 49V48H78ZM89 49V48H88ZM91 49H93V48H91ZM102 49V48H101ZM136 49H138V48H136ZM141 49V48H140ZM168 49V54H173L174 52L172 51V49L171 48H167ZM166 49V50H167ZM185 49H187V48H185ZM184 49V50H185ZM198 49H200L201 50V48H198ZM197 49V50H198ZM207 49V48H206ZM214 49V48H213ZM42 50V49H41ZM45 50V49H44ZM44 50H42V51H44ZM80 50V49H79ZM78 50V51H79ZM87 50V49H86ZM142 50V49H141ZM145 49H143V51H144ZM156 50V49H155ZM165 50V51H166ZM179 50H181L180 49V47H179ZM211 50V49H210ZM209 50V51H210ZM226 50H228V49H226ZM23 51V50H22ZM33 51V50H32ZM39 51V50H38ZM67 51V50H66ZM93 51V50H92ZM140 51V50H139ZM159 51H158V53H159ZM177 51V50H176ZM186 51V50H185ZM190 51V50H189ZM199 51V50H198ZM203 51V50H202ZM214 52H215V50H213ZM219 53H221L222 55H224L223 54V51H224V49H220L219 48ZM217 51V52H218ZM11 52V51H10ZM74 52H76V51H74ZM85 52V51H84ZM91 52V51H90ZM145 52V51H144ZM147 52V51H146ZM152 52V51H151ZM177 52H180V51H177ZM182 52H183V50H182ZM211 52V51H210ZM209 52V53H210ZM13 53V52H12ZM30 53H32V52H30ZM70 53V52H69ZM87 53V52H86ZM138 53V52H137ZM156 53H157V51H156ZM161 53V52H160ZM159 53V54H160ZM176 53V52H175ZM174 53V54H175ZM184 53V52H183ZM182 53V54H183ZM199 52H197L196 51V53H194V54H196V58H197V54H198ZM202 53V52H201ZM200 53V54H201ZM208 53V52H207ZM264 53V52H263ZM22 54V53H21ZM39 54V53H38ZM72 54V53H71ZM77 54V53H76ZM80 54H82L81 52H80ZM83 54H85V53H83ZM88 54H89V51H88ZM146 54H148V53H146ZM149 54H150V52H149ZM148 54V55H149ZM155 54V53H154ZM190 54V53H189ZM211 54V58H212V55L214 54H212V53H210ZM40 55V54H39ZM78 55V54H77ZM145 55V54H144ZM143 55V56H144ZM152 55V54H151ZM157 54H155V55H153V56H156ZM161 55V54H160ZM181 55V54H180ZM187 55V53L185 54V56ZM201 55H203V54H201ZM205 55V54H204ZM216 55V54H215ZM222 55L220 56L219 55V57L220 58H222ZM243 55V56H242ZM82 56V55H81ZM80 56V57H81ZM84 56H86V55H84ZM91 56V55H90ZM146 56V55H145ZM189 56V55H188ZM191 56V55H190ZM189 56V57H190ZM192 56H194L195 57V55H192ZM205 56H207V55H205ZM229 56V55H228ZM259 56V57H258ZM15 57V56H14ZM28 58H30V60H33V61H36L37 62V58H36V56L34 55V53H32V54H30L29 56H27ZM39 57H42V56H39ZM77 57V56H76ZM89 57V56H88ZM152 57V56H151ZM226 57V56H225ZM234 57V56H233ZM75 58V57H74ZM84 58H86V57H84ZM154 58H156V57H154ZM169 58V57H168ZM180 58V57H179ZM192 58V57H191ZM203 58V56L201 57V59ZM206 57H204V59H205ZM209 58V57H208ZM232 58V57H231ZM230 58V59H231ZM41 59V58H40ZM43 59V58H42ZM77 59V58H76ZM147 59H149L148 57H147ZM171 59H173V57L171 58ZM183 59V58H182ZM185 59V58H184ZM187 59H188V57H187ZM198 59V58H197ZM200 59V58H199ZM204 59H202V60H204ZM219 59V58H218ZM236 59V58H235ZM80 60V59H79ZM95 60V59H94ZM167 60H169V59H167ZM177 60V59H176ZM181 60V59H180ZM186 60V59H185ZM229 60V59H228ZM20 61V60H19ZM27 61V60H26ZM43 61V62H44ZM66 61H67V58H66ZM78 61V60H77ZM92 61V60H91ZM156 63H157V61L156 60H154ZM190 61V60H189ZM189 61L187 60V62L189 63ZM197 60L195 59V62H196ZM199 61V60H198ZM198 61H197V63H198ZM206 61V60H205ZM30 62V61H29ZM83 62V61H82ZM85 62V61H84ZM176 62H178V61H176ZM182 62V61H181ZM193 62H194V59H193ZM234 62H236V61H234ZM41 62H39V64H40ZM85 63H87V62H85ZM191 63H192V60H191ZM204 63V62H203ZM227 63V62H226ZM26 64V63H25ZM27 64H30V63H27ZM38 64V63H37ZM84 64V63H83ZM82 64V65H83ZM158 64V63H157ZM178 64H179V62H178ZM177 64V65H178ZM194 64V63H193ZM198 64H200V63H198ZM225 63H223V65H224ZM21 63L20 62H18V66L17 67H21ZM154 65H155V63H154ZM159 65V64H158ZM171 65V64H170ZM181 65H182V63H181ZM180 65V66H181ZM190 65V64H189ZM192 65V64H191ZM191 65H190V67H191ZM197 65V64H196ZM201 65H203V64H201ZM26 66V65H25ZM34 66V65H33ZM90 65H88V67H89ZM149 66V65H148ZM180 66H177V68L178 67H180ZM183 66V65H182ZM199 66V65H198ZM17 67H15V68H13L12 67V69L13 70H17ZM23 68H24V66H22ZM39 67V65L37 66V68ZM87 67V68H88ZM95 67H96V63H95V61L93 62V65L92 66H90L88 69H95ZM192 67H193V65H192ZM194 67H195V65H194ZM11 68V67H10ZM10 68H7V70H6V73L7 74H9L10 76H11V72H9V70H10ZM153 68V67H152ZM156 68V67H155ZM161 68V67H160ZM176 68V67H175ZM181 69H182V67H180ZM202 68H203V66H202ZM34 69V68H33ZM32 69V70H33ZM39 69V68H38ZM88 69L86 70V71H88ZM195 69V68H194ZM198 68H197V66H196V69L195 70H197ZM200 69H201V67H200ZM27 78L26 79H28L29 78V74H31L29 71H30V69L29 70H21V68L19 69ZM82 70V69H81ZM139 70V69H138ZM141 70V72L142 71H144V70H148V69H144V70H142V68L140 69ZM139 70V71H140ZM153 70V69H152ZM175 71H176V69H174ZM173 69H172V72L174 71ZM183 70V69H182ZM216 70V69H215ZM242 70V71H241ZM40 71V72H41ZM137 71V70H136ZM138 71V72H139ZM233 71V72H234ZM9 72V73H8ZM13 72V71H12ZM19 72V71H18ZM169 72V71H168ZM219 72V71H218ZM38 73V72H37ZM147 73V72H146ZM155 73V72H154ZM161 73H162V69L161 70H159V72H157V74L155 75V84L159 81V77L161 76ZM13 74V73H12ZM139 74V73H138ZM19 75L20 74H18V77H19ZM33 75H37V74H33ZM32 75V76H33ZM46 75H47V79H45V77H46ZM164 75H166L165 74V72H164ZM217 75L218 76H220L219 75V73H217ZM239 75H241V77L239 76ZM258 75H261V78L259 79V77L256 79V80H254ZM150 77H151V75H149ZM153 76V75H152ZM168 76V75H167ZM239 76V77H238ZM17 77V79H19L20 80V78H18ZM22 77V76H21ZM77 78H78V76H76ZM75 77V78H76ZM84 77V76H83ZM174 77V76H173ZM172 77V78H173ZM14 78V77H13ZM32 78V77H31ZM57 78V80H55ZM140 78V77H139ZM152 78V77H151ZM17 79H15V80H17ZM73 79V78H72ZM80 79V78H79ZM126 79V78H125ZM147 79H149L148 77H147ZM8 80V79H7ZM57 81L56 83L55 82H53V81ZM169 80V79H168ZM26 81V80H25ZM33 81V80H32ZM31 81V82H32ZM222 81V80H221ZM231 81V80H230ZM21 82V81H20ZM75 82H78V81H75ZM145 82V81H144ZM4 83H6V82H4ZM146 83V82H145ZM169 83H171V82H169ZM19 84V83H18ZM24 84H27V83H25L24 82ZM32 84V83H31ZM16 85V84H15ZM20 85V84H19ZM151 85V84H150ZM200 86V85H199ZM23 87V88H24ZM169 87V86H168ZM166 88V87H165ZM168 89V88H167ZM196 89V88H195ZM199 89V88H198ZM214 89V88H213ZM15 90H17V91H15ZM23 90V89H22ZM25 91H27L28 90V88H26V89H24ZM32 90V89H31ZM200 90V89H199ZM17 92V94L15 93V92ZM24 91V92H25ZM173 91V90H172ZM14 92V93H13ZM22 92V91H21ZM30 92V91H29ZM9 93V94H8ZM58 93V92H57ZM133 94H134V92H132ZM6 94H8L9 96L8 97H6V98H9V99H11V100H6L5 99V95ZM179 94H181V93H179ZM178 94V95H179ZM192 94H194V93H192ZM19 95H20V93H19ZM18 95V96H19ZM24 95V96H25ZM130 95V94H129ZM21 96H22V94H21ZM182 95H180V97H181ZM194 96V95H193ZM200 97V96H199ZM198 97V98H199ZM131 98V97H130ZM185 99V98H184ZM210 99V98H209ZM29 100V101H28ZM38 100V99H37ZM40 100V99H39ZM38 100V101H39ZM118 100H119V98H118ZM126 100H128V98L126 99ZM198 100V99H197ZM10 101V102H9ZM28 101V102H27ZM41 101V100H40ZM39 101V104H40V106H42V104L43 103H41ZM181 99L179 100V102H180V104H179V112L180 113H185V111H186V106L184 107V105H182L181 104ZM186 101V100H185ZM194 101H196L194 98H193V102ZM44 102V101H43ZM126 103V102H125ZM128 103H129V101H128ZM183 103H185V102H183ZM136 104H138V103H136ZM186 104V103H185ZM43 106V107H44ZM133 106V105H132ZM198 106V105H197ZM201 106V105H200ZM230 105H226V106H224V107H229ZM59 107V108H58ZM137 107V106H136ZM17 108V107H16ZM24 108V107H23ZM178 108V107H177ZM210 108V106L208 105L207 106V109H209ZM27 109V108H26ZM3 110H5V108H2V111ZM15 110V109H14ZM21 110V109H20ZM67 110V111H66ZM8 111V110H7ZM208 111V113L210 114V113H212L213 111L212 110H207ZM212 111V112H211ZM261 111H263V114H264V105L262 106V109H261ZM5 112V111H4ZM15 112H16V110H15ZM25 112V111H24ZM178 112V113H179ZM17 113V112H16ZM22 113V112H21ZM10 114V113H9ZM8 114V115H9ZM13 114V113H12ZM170 114V113H169ZM0 115H2L1 113H0ZM16 115V114H15ZM14 115V116H15ZM12 116V115H11ZM134 116H135V114H134ZM195 116L197 117V112H195ZM4 117H6L5 116V114H4ZM4 117H2L1 116V118H4ZM8 117H10V115L8 116ZM13 117V116H12ZM19 117V116H18ZM22 117H26V118H28V116H27V114L25 115V114H22L21 115V117L18 119V120H16L15 121V128L13 129V133H12V135H11V130H12V126L11 125H9L8 126V128H7V131L8 132H6V134H7V136H10L9 137V143L8 144H5L4 146H0L1 148H0V152H1V150L2 149H4L5 150V152H4V154L5 153H8V151H9V147H7V146H15L16 145V143H15V137L17 136V133L19 132V130H20V126H19V123L21 122L20 120L22 119ZM169 117H171V116H169ZM179 117V116H178ZM210 117H212V116H210ZM260 117V116H259ZM0 118V119H1ZM5 119L6 118H4V121H5ZM9 119V118H8ZM180 119V118H179ZM210 118H208V123H210L211 121H215V124L217 125V126H219L218 125V120H217V118H216V116H215V118L214 117H212L210 120H209ZM1 120H3V119H1ZM43 120V119H42ZM42 120L41 121H39L38 120V123H41V125L44 123V121H43V123H42ZM52 119H50V121H51ZM20 121V122H19ZM169 121V120H168ZM4 123H6V122H4ZM10 123V122H9ZM192 123V122H191ZM7 124V123H6ZM25 124H26V121H25ZM28 124V123H27ZM211 124V123H210ZM2 125V124H1ZM4 125V124H3ZM35 125V123H33L32 122V124H29L28 126H34ZM262 126H263V124L261 123V126H259V124L257 123L256 125H254V131H253V136L255 135V136H257L256 134H257V131H259L261 128H262ZM1 127V126H0ZM4 127V126H3ZM7 127V126H6ZM189 127V126H188ZM3 129V128H2ZM6 129V128H5ZM26 129H28V128H26ZM33 128H29V130L28 131H31ZM0 130H1V128H0ZM37 130H38V132H40L38 135L39 136H41L40 134L41 133H43V130H41L40 128H39V126L37 127ZM256 130V131H255ZM21 131V130H20ZM2 132V131H1ZM167 132V131H166ZM5 134V135H6ZM24 135H25V132H24ZM260 135V134H259ZM0 136H3V135H1L0 134ZM111 136V135H110ZM113 136V135H112ZM120 135H118V137H119ZM129 136V135H128ZM166 137H167V135H166ZM259 137V136H258ZM1 138H3V137H1ZM39 139H41V137H38ZM26 139V138H25ZM112 139V138H111ZM117 140V139H116ZM122 141H123V139H122ZM164 141V140H163ZM162 145V144H161ZM160 146V145H159ZM171 146V145H170ZM120 148V147H119ZM161 149V148H160ZM115 152V151H114ZM172 152H174V150L172 151ZM111 153V152H110ZM113 155V154H112ZM157 155L158 156H161V154H159V153H157ZM0 156H1V153H0ZM45 160V159H44ZM0 161H2V160H0ZM26 161V160H25ZM46 161V160H45ZM113 162V161H112ZM22 163V162H21ZM24 163V162H23ZM30 165H31V167H32V162L30 163ZM22 166V165H21ZM30 167V166H29ZM15 172V171H14ZM16 175V174H15ZM15 175H14V177H15ZM13 177V176H12ZM24 177V176H23ZM28 178V177H27ZM15 179V178H14ZM26 179V178H25ZM14 181H16V180H14ZM19 181V180H18ZM10 182H12L11 180H10ZM20 182V181H19ZM22 182V181H21ZM248 207V206H247ZM9 210V209H8ZM243 211H246V209H244ZM257 223V222H256ZM256 223L255 222H253L252 223V226H256ZM255 230H256V232H257V228L255 227ZM256 240H257V236H255V237H253L249 242V246H251V248H252V246H254L255 245V242H256ZM260 241V240H259ZM260 245V244H259ZM258 246V245H257ZM237 248H239V247H237ZM236 248V253H237V255L238 256H242L241 254H240V251L238 250ZM255 250V251H254ZM253 251H254V254H253V256H250V260L251 261H249L250 262V264H255V263H259L260 262V259L256 256V254H258L257 253V249H256V245H255V248H252V253H253ZM226 252H228L227 250H226ZM167 255V254H166ZM194 258H196V256H194ZM248 259V258H247ZM239 259H237L235 256L233 257V261H232V264H235L237 261H238ZM184 262V261H183ZM194 263H195V261H193ZM193 262H192V264H193Z\"/></svg>","mask_w":264,"mask_h":264}]
</instances>
